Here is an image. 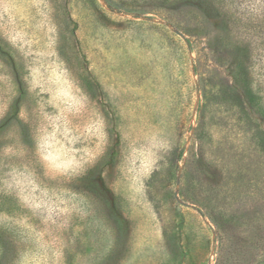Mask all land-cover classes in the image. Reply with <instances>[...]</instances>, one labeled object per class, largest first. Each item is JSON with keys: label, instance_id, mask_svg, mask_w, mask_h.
<instances>
[{"label": "rangeland", "instance_id": "obj_1", "mask_svg": "<svg viewBox=\"0 0 264 264\" xmlns=\"http://www.w3.org/2000/svg\"><path fill=\"white\" fill-rule=\"evenodd\" d=\"M115 1L125 10L104 0H0V122L18 101L31 137L23 146L8 125L0 138V264L261 263L264 148L244 138L230 100L209 94L204 114L201 102L205 87L232 80L228 52L242 45L264 105V0H216L221 12L184 0L183 13L172 0ZM225 11L234 15L228 26ZM124 21H175L185 31L190 61L172 104L156 105L139 49L112 33ZM254 117L264 131V112ZM175 149L183 150L176 174ZM222 170L243 178L226 203L207 184ZM222 208L235 228L221 240L211 217Z\"/></svg>", "mask_w": 264, "mask_h": 264}, {"label": "trees", "instance_id": "obj_2", "mask_svg": "<svg viewBox=\"0 0 264 264\" xmlns=\"http://www.w3.org/2000/svg\"><path fill=\"white\" fill-rule=\"evenodd\" d=\"M107 4V7L111 10H122L125 8L122 6V4L117 3L115 0H104ZM188 2H195L200 7V11H220L221 9L225 10L226 6L219 5L217 6L216 0H187ZM164 2V1H163ZM184 0H172L170 2V6L174 9L175 13H183L184 10H178L182 7L180 4H182ZM187 2V3H188ZM94 3L98 7L97 0H94ZM228 11V10H227ZM225 11L222 15V20L226 22V26L231 25L234 20V15ZM99 13H95L94 18L97 21H103L104 18H106L105 13L103 9H100L98 11ZM219 16V13H217ZM204 15V14H203ZM170 23H166L165 25L161 22L159 23H148L145 21H124L121 23L112 22L113 24H118V26L113 30L114 35L118 38H121L123 34H126L128 39L132 41L133 44L137 46V50L139 49L138 53V62H139V73L141 76H143L145 86H148V88L153 90L155 92L156 98L155 103L156 105L160 104H172L175 100V94L180 95V92L182 91V83H180V75L184 73V69L189 66V54L186 50L184 40L181 37V34L185 31L181 28L179 24H177L175 21H169ZM171 27V28H169ZM159 30H162L165 32L166 36L162 37L163 40H157L152 39L154 35L159 33ZM219 36L217 47H220V44H222V40H224V36ZM159 42L161 47L154 46L153 44ZM166 43V44H165ZM146 44V45H145ZM159 45V46H160ZM154 47H157L154 51ZM216 46L213 48L211 47L210 43V49L213 50L214 53L219 52V49ZM1 48V47H0ZM122 47L118 46V49ZM2 49V48H1ZM147 49H151L150 51H147ZM173 52V55L175 58L174 61L166 62L167 61V52L169 50ZM228 46L225 48V51H228ZM166 50H168L166 52ZM158 52V53H157ZM228 53H230L232 61L229 65V71L232 77V80L227 79L225 82H222L220 84L214 85L212 89H210V92H207V87L204 88L203 97L204 102H201V113L204 114L207 108V104L205 101L208 99V95L212 94L218 97L223 98L224 100H230L232 102V105L235 106L238 111H240L241 115L238 121L239 126H241L240 131L243 134L244 138H248L253 141V143H258L259 148L263 146L264 148V131L260 128L259 122L255 119L254 115H257L258 113L264 112V105L262 101L260 100V95H258L253 87L252 83L249 80V70L247 63V53L248 49L246 47H243L242 45H236L233 47ZM77 54L79 56L85 58V56L82 54V50L78 49ZM198 67L200 66V63H198ZM201 68V66H200ZM89 69H84L83 74H89ZM115 76L117 77V83H118V74ZM202 76L203 73H202ZM92 79V87L93 90H100L102 85H100L99 82H97L92 75L89 76ZM86 80V79H85ZM96 81V82H95ZM193 88V87H192ZM194 89V88H193ZM152 91V92H153ZM21 95L25 93L23 88H20ZM146 91H143L144 94ZM195 92V90H194ZM24 96V95H23ZM177 98V97H176ZM167 108L161 109L158 111L157 116L160 117V119L164 118L165 115H162L163 112H167ZM21 109H20V103L16 101L13 106L12 110L9 112L8 116L4 118L2 122H0V138L4 135V132L7 133L9 129L7 130L8 125L11 127L19 128L20 133V140L22 142L23 146H27V144L30 142V132L28 129L27 123L24 122L23 119H20ZM203 116V115H202ZM17 120L16 124H10L12 120ZM119 136V135H117ZM119 138V137H118ZM194 142H198V144H201V139L197 136V133L194 132ZM200 140V142H199ZM201 147L203 145H200ZM172 155L174 157V170L173 173L179 172V165L178 162L182 159L183 156V150L175 149V151L172 152ZM110 160H113L114 155H107ZM112 157V158H111ZM201 162V160H200ZM228 171V170H226ZM157 174V170L154 172V175ZM227 174V175H225ZM220 181L219 183H215L212 185L209 184V190L212 194L218 193V196H220L221 200L223 202H227L230 200L231 190L235 188L236 184L239 179L241 178V175H238L237 172H224L222 170V174H220ZM225 176V177H223ZM243 177V176H242ZM253 180L250 181V183ZM255 182L263 183L259 180H254ZM264 184V183H263ZM185 191H182L181 197L185 199ZM187 198V197H186ZM182 200V199H181ZM189 201V199H186ZM223 209V208H222ZM225 209V208H224ZM221 210L220 211V219L216 220L214 217H211L212 220L215 223V226L218 229V235L220 239H223V236L227 232V228H232V232L235 228V216L233 213L227 214V211ZM115 223V222H114ZM259 229V228H257ZM256 231V230H255ZM262 239V238H261ZM259 241V239H258ZM257 241V242H258ZM261 242V241H259ZM259 244V243H257ZM263 256V255H262ZM264 258V256L262 257ZM261 263L264 264V259H261ZM260 262V261H259ZM236 263V262H235ZM258 264V262H257Z\"/></svg>", "mask_w": 264, "mask_h": 264}]
</instances>
